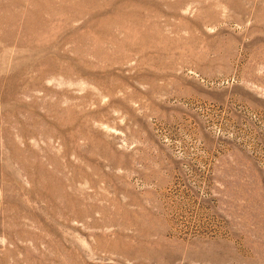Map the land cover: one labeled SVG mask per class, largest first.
<instances>
[{
    "label": "rangeland",
    "instance_id": "obj_1",
    "mask_svg": "<svg viewBox=\"0 0 264 264\" xmlns=\"http://www.w3.org/2000/svg\"><path fill=\"white\" fill-rule=\"evenodd\" d=\"M0 264H264V0H0Z\"/></svg>",
    "mask_w": 264,
    "mask_h": 264
},
{
    "label": "crops",
    "instance_id": "obj_2",
    "mask_svg": "<svg viewBox=\"0 0 264 264\" xmlns=\"http://www.w3.org/2000/svg\"><path fill=\"white\" fill-rule=\"evenodd\" d=\"M0 127H1V109H0ZM1 205H2V191L0 188V209H1Z\"/></svg>",
    "mask_w": 264,
    "mask_h": 264
}]
</instances>
